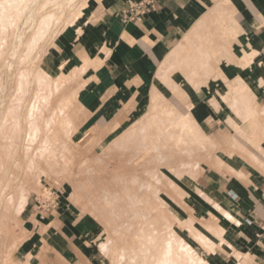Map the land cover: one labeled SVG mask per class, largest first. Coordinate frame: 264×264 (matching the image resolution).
<instances>
[{
  "label": "rangeland",
  "instance_id": "1",
  "mask_svg": "<svg viewBox=\"0 0 264 264\" xmlns=\"http://www.w3.org/2000/svg\"><path fill=\"white\" fill-rule=\"evenodd\" d=\"M69 1L0 0V264H29V258L32 264H210L203 249L214 243L202 228L221 239L223 228L213 227L212 218L192 215L194 197L186 186L217 151L190 113L177 111L162 89L152 91L144 115L107 147L75 160L65 113L70 101L51 103L68 78L52 80L36 68L38 50L78 27L89 5L100 0ZM227 5L215 2L210 10L220 17L215 25V18L207 19L209 33L188 34L162 60L159 75L168 94L187 98L176 78L184 75L183 85L197 89L213 74L219 55L227 54L223 40L230 34L222 29ZM31 77L34 91L25 97ZM239 88L249 89L242 80ZM165 146L172 151L161 152ZM62 197L74 201L90 223L73 258L54 257L50 242L32 240L39 234L28 207L35 201L53 208Z\"/></svg>",
  "mask_w": 264,
  "mask_h": 264
},
{
  "label": "crops",
  "instance_id": "2",
  "mask_svg": "<svg viewBox=\"0 0 264 264\" xmlns=\"http://www.w3.org/2000/svg\"><path fill=\"white\" fill-rule=\"evenodd\" d=\"M135 1L92 2L78 27L38 50L36 68L52 80L68 78L51 103L70 101L65 113L75 160L107 147L114 135L144 115L152 91L162 89L177 111L190 113L218 152L210 164H201V174L186 186L194 197L189 201L192 215L212 218L223 228L221 239L199 224L214 243L211 250L203 249L206 259L210 264H264V226L257 224L264 221V0H226L222 17L227 26L222 29L229 30L224 29L230 37L223 40L229 50L219 55L213 74L197 89L183 85L188 84L184 75L175 77L187 98L168 94L160 64L188 34L209 33L207 19L215 18V25L220 17V11L210 8L221 0H156L140 20L123 22L122 11ZM32 80L25 97L34 91ZM240 80L248 90L239 88ZM171 151L168 146L161 150ZM52 206L34 201L28 207L34 234H39L32 240L50 242L54 257L73 258L90 234V223L72 200L62 197Z\"/></svg>",
  "mask_w": 264,
  "mask_h": 264
},
{
  "label": "built area",
  "instance_id": "3",
  "mask_svg": "<svg viewBox=\"0 0 264 264\" xmlns=\"http://www.w3.org/2000/svg\"><path fill=\"white\" fill-rule=\"evenodd\" d=\"M156 0H138L128 5L126 9L122 11V21H137L140 20L146 13L152 11L155 7ZM247 223H251L250 219H246ZM257 224L260 227L264 226V221H259Z\"/></svg>",
  "mask_w": 264,
  "mask_h": 264
},
{
  "label": "bare ground",
  "instance_id": "4",
  "mask_svg": "<svg viewBox=\"0 0 264 264\" xmlns=\"http://www.w3.org/2000/svg\"><path fill=\"white\" fill-rule=\"evenodd\" d=\"M64 1H65L64 4H67V5H68V3H70L69 0H64ZM59 5H60V4H58V5L56 4V7L59 6ZM67 5H66V6H67ZM67 7H68V6H67ZM63 8H64V7H63ZM58 9H59V8H58ZM32 12H33V11L31 10V13H30V14H32ZM30 16H31V15H29V18H30ZM192 127H193V126H192ZM195 128H196V126H195ZM178 141H179V140H178ZM175 142H176V141H175ZM182 142H183V141H182ZM184 142H185V141H184ZM186 144H187V143H186ZM186 144L184 143V145H186ZM175 146H176V144H175ZM180 146H181V145H180ZM176 147H177V146H176ZM178 147H179V144H178ZM127 165H129V164L126 163V166H127ZM127 167H130V166H127ZM211 225H212L213 227H221V228H222V226H220V225H219L217 222H215V221H212V222H211ZM146 251H149V252H150V250H148V249H147ZM145 254H147V253H144V255H145ZM148 256L150 257V255H148Z\"/></svg>",
  "mask_w": 264,
  "mask_h": 264
}]
</instances>
